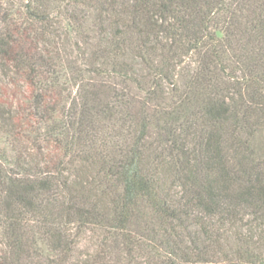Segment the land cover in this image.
I'll return each instance as SVG.
<instances>
[{
    "label": "trees",
    "instance_id": "obj_1",
    "mask_svg": "<svg viewBox=\"0 0 264 264\" xmlns=\"http://www.w3.org/2000/svg\"><path fill=\"white\" fill-rule=\"evenodd\" d=\"M0 264H264V0H0Z\"/></svg>",
    "mask_w": 264,
    "mask_h": 264
},
{
    "label": "rangeland",
    "instance_id": "obj_2",
    "mask_svg": "<svg viewBox=\"0 0 264 264\" xmlns=\"http://www.w3.org/2000/svg\"><path fill=\"white\" fill-rule=\"evenodd\" d=\"M92 242V241H91ZM91 245V243H89Z\"/></svg>",
    "mask_w": 264,
    "mask_h": 264
}]
</instances>
